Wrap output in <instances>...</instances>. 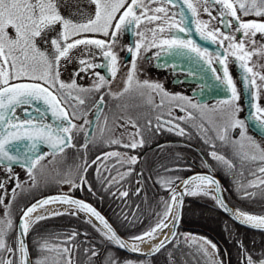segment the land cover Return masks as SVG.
Masks as SVG:
<instances>
[{
    "label": "snow or ice",
    "instance_id": "1",
    "mask_svg": "<svg viewBox=\"0 0 264 264\" xmlns=\"http://www.w3.org/2000/svg\"><path fill=\"white\" fill-rule=\"evenodd\" d=\"M90 4L95 5V13L86 22H74L69 18H65L57 7L56 0H0V161L7 162L9 164L19 163L22 167H26V170L30 177H33V169L44 158V154L37 155L38 146L43 144L50 148L51 154L54 156L57 152H63L65 147H72V133L73 130H82L78 125L74 124L73 119L79 118L76 116V104H84L85 101L78 94L80 92H91L93 90L99 91L107 81L103 76H99V83H94L93 88L85 89L78 87L75 80L71 83H65L60 79V61L61 59H68L69 53L72 49H75L79 45L94 46L103 53V57L106 61H109V71L113 78L117 72V55L112 51V44L117 40V37L126 31H131L134 28H139L144 20L149 23L156 21H163L162 24L157 25L154 28L149 29L152 32L151 41L145 45L143 42L144 33L134 32V35H139L141 40L136 42L134 47L129 46L128 52L132 57V66L127 73V77L124 81V87L119 95H123L131 90L133 82L135 80V74L137 69V58L141 54V49L148 51L151 48H156L159 51L156 52L155 57L159 59L162 55L173 58H186L197 64L202 62L212 72L214 79L225 87L227 91L231 93V96L227 99L219 101L222 105L228 106L227 120L217 129V138L221 141H227L229 139L228 132L230 129H240V140H233L232 143L239 148V155L242 160H259L264 162V148H261L251 137L246 135L245 120L238 119L237 114L241 111V108L235 103L240 99L237 92V88L230 76L227 68L228 57H235V60L239 62V67L247 74L244 77L245 88L264 87V84H257L256 77L259 76V80L264 82V74H258L253 71L252 67L248 66V58L254 53L246 51L244 39H240L236 42V37L222 32L219 28L209 29V22L196 20L198 16V6L203 5V10L210 17L212 13L210 7L212 5L220 6L221 21L227 16H231L236 21L235 31L242 33L243 37L255 36L257 32L264 33V22L258 21H242L240 16L237 15V6L243 15L247 16L254 14L257 17H264V0H89ZM150 4H157L159 6L150 8ZM171 5L173 9L180 7L181 5L187 9V11L194 18L192 23L195 26L196 32L200 35L202 40H210L212 43H217L218 37H222L219 40L220 45H224V41H228L225 52L223 54L216 53L215 60L223 66V76L218 75V70L213 67L212 53H209L207 49L201 48L192 39L180 38L176 33H184L185 36L189 35L190 28L188 27V21L185 17V12L171 11L167 7ZM119 13V15H117ZM149 13H152L151 15ZM215 19L216 17H212ZM60 26V31L56 37L51 38L50 43L52 47L53 56L41 50L37 44V38H40L46 30H52L56 25ZM164 25H167L165 27ZM227 26H231L230 24ZM11 28L15 35H10L8 29ZM168 32L166 37L158 36L157 32L163 34ZM84 33H98L104 37H109L108 41L101 39H89L83 38ZM82 37L79 39H72L73 37ZM63 41V44L61 43ZM71 41V42H69ZM254 43V41H252ZM228 49L233 51L229 52ZM90 51V50H89ZM95 55V54H92ZM80 68L79 72H87L89 69L101 67V65L94 64L85 58L79 60ZM165 64L164 67H168ZM173 70L177 67L175 63L170 65ZM202 71V69H201ZM79 72L74 75H79ZM187 74L192 77H197L198 73L194 68H189ZM251 77V79H249ZM30 80L32 83H13V81ZM39 81V83H37ZM137 88L149 89L155 91L162 98L166 97L169 101H183L185 104L177 103L176 106L181 111H186L187 108H192L197 111H201L207 106L198 103H192V101L179 93L171 94L164 90L163 85L160 83L138 80L135 81ZM69 90V91H65ZM252 99H257V92H253ZM75 101L76 104H73ZM69 104L72 108V117L69 116L68 108L63 104ZM100 103H103V97L100 98ZM163 99L161 105L163 106ZM43 104L44 108L34 107V105ZM23 106L32 108V111H25V119H21L17 113V109ZM255 112L250 114V118L253 119L258 125L264 129V108L258 106V104L251 105ZM215 110V109H213ZM50 114L52 123L46 122V117ZM171 115V111L169 112ZM203 111H201V117L203 118ZM193 115L188 114V119H192ZM184 119V117H180ZM59 123H56V122ZM157 129L164 125L159 123L160 117H157ZM87 124L88 121L86 120ZM151 123V122H149ZM170 123V122H169ZM211 123V121H210ZM133 127H137L133 123ZM178 128L177 125H172L169 131ZM177 135H184V129L178 128ZM136 135H139V129H137ZM248 141V147L255 150L256 154H250L244 151L245 144L243 141ZM26 142L28 152L20 154L19 145ZM208 142L207 140L205 141ZM110 143H120L118 140H112ZM144 140L141 137L139 141L133 140L129 145L125 147H131L135 149L138 145L143 146ZM13 148L16 149L17 154H13ZM28 153H31L29 155ZM108 156H116L117 153H109ZM211 157L226 165L229 169L233 167V164L227 160L223 155H218L215 151L210 153ZM129 160L132 163H136L137 157L131 156ZM11 171V168L8 169ZM87 168H85V172ZM258 172L264 174V166L257 169ZM254 174V173H253ZM259 185H264V177L258 178ZM194 181H200L205 186L212 185L216 192L220 191L219 184L209 176H196L190 179L182 181L184 185V191L190 195H196L198 192L208 195L209 193L205 188H197L196 190H190L188 186ZM172 190L171 201L172 203L165 202V211L162 214L159 222L152 227L149 231L142 235L131 237L132 241L147 242V238L155 239L156 233L163 232L169 225L166 223L168 218L172 215V207L175 204L177 207L180 205L178 201V195L175 189L172 187L174 180L169 178L167 180L158 181ZM75 188L77 185L73 181H68ZM81 183L86 181L81 178ZM255 181L250 182V186H259ZM19 187V185H17ZM3 184H0V188ZM89 190H91L89 188ZM14 191V190H13ZM121 196H127V192H121ZM245 195H251L245 193ZM216 202L225 211H228L223 201L219 196L215 197ZM50 202L65 203L75 206L77 211H84L94 216L99 220L106 231L101 232L105 239L115 243L120 248L128 249L131 251H139V244L132 243L126 244L121 240L116 233L109 226L104 217L96 212L87 203L76 199H70L68 197H51L42 201H38L28 207L21 217L19 229L20 237L26 236L30 227L45 218V215H40L34 219H30L31 214L38 208H43ZM0 204H3V199L0 198ZM63 213L54 212L52 215H61ZM69 214L75 215L76 212H70ZM5 219H0V252L8 251L13 252L14 249L8 247L5 242V236L8 231L13 228V222L8 218L7 212L4 214ZM240 220L241 223L249 224L251 227L264 228V216H256L249 213L237 210L235 217ZM179 214L172 217V228L175 229L179 222ZM100 231V229H97ZM173 238L176 233L173 231ZM203 239L204 244L211 246L213 251L216 250V245L211 244L206 238ZM169 241V238L165 236V239L160 244L155 245L152 249V253L158 252ZM39 250L55 251L58 258L49 260L48 257L37 259L35 264H60L63 259V254L70 252L68 247H64L62 250L59 245H51L47 239L43 242H38ZM242 246V245H241ZM20 254L19 264H29L28 249L25 241L18 239V247L15 249ZM96 253L93 252V255ZM208 253L205 251V255ZM0 264H14L11 260L0 259ZM67 264H72V260L68 259ZM125 264H131V262H125ZM247 264H256L248 256ZM258 264H264V259L260 260Z\"/></svg>",
    "mask_w": 264,
    "mask_h": 264
},
{
    "label": "flooded vegetation",
    "instance_id": "2",
    "mask_svg": "<svg viewBox=\"0 0 264 264\" xmlns=\"http://www.w3.org/2000/svg\"><path fill=\"white\" fill-rule=\"evenodd\" d=\"M179 3V0H177ZM157 4H150V8L157 7ZM171 11H181L185 12V17L188 21V27L190 28V32L188 36H185L184 33H176L180 38L183 39H192L197 45L201 48L207 49L209 53H212V62L213 67L218 70V75L223 76V66H221L215 60V54L220 53L223 54L225 52L226 45L228 41H224V45L219 44V40L222 37H218L217 43H212L210 40H202L200 35L196 32L195 26L193 25V17L187 11V9H183V7H178L173 9L171 5L167 6ZM220 6L212 5L210 7V11L212 13V17H216L213 19L203 10V5L198 6V16L195 17L196 20L209 22V29L219 28L222 32L227 33L229 35L236 37V42H239L240 39H244L245 49L246 51L253 52L254 54L248 58V66L253 68V71L256 72V69L253 65H251V58L258 59V54L256 50H259L263 53V56L259 58L264 62V33L257 32L255 36L243 37L242 33H238L235 31L236 21L231 16H225L223 21H221L220 17ZM150 15L152 13H149ZM119 15V13L117 14ZM237 15L240 16L242 21H258L264 22V17H257L254 14L243 15L242 12L239 11L237 6ZM163 21H156L154 23H149L147 20H144L143 23L139 26V28H134L131 31H126L120 36L117 37V40L114 44H112V51L117 55V69L120 70L122 68V63L119 62L120 59H123V63L127 64L132 61V57L128 52V47H134L135 43L141 40L139 35H134V32H143L144 38L143 42L147 45L152 39V32L149 29L156 27L157 25L162 24ZM231 25L230 27L227 25ZM167 27V25H164ZM158 36L166 37L169 33L166 31L161 34L157 32ZM102 40L108 41L109 37H104ZM254 41V43L252 42ZM90 50V51H89ZM159 51L156 48H151L148 51H145L143 48L141 49V54L137 58L136 64L137 69L142 71L147 81L160 83L163 85L165 91L171 94L179 93L183 96L188 97L192 103H198L201 105L207 106L202 109L204 115L201 117V111H197L192 108H187L186 111H181L179 107L176 106L177 103L185 104L183 101H169L168 98H162L155 91H150L149 89L138 90L137 97V116L136 118V130L139 129V140L141 137L144 140L143 146H137L135 149L131 147L123 146H112L114 148L115 153L121 155V151L123 153H129L135 157L137 160L150 155L152 157V163L154 167V171L159 174L160 172H166L164 168L170 172H177L175 179H181L186 175L192 172H207L211 176L216 177L221 184L222 190L224 191V195H226V191L224 188V183L221 179V176L218 174L217 166L218 161L214 160L210 153L215 151L218 155L219 153L217 146L213 143L212 139H215L217 134L213 131V126L208 123L207 115L210 108L214 106L219 107H227V105H222L219 101L227 99L231 96V93L225 89V87L219 84L213 77L212 72L208 69L206 65H203L202 62L197 64L192 63L191 60L186 58H173L162 55L159 59H156L155 54ZM229 52L233 51L232 49H228ZM95 54V55H92ZM81 58H85L90 60V62L94 64L101 65V67L89 69L87 72H79L80 64L79 60ZM259 59L257 61H259ZM103 57V53L100 49L95 48L94 46H86L80 45L78 52L75 55V59L72 62V75L74 73L79 72V75H74L73 80L76 81L78 87L90 89L93 88L94 83L99 79V76H103L105 80H109L112 75L109 71V61H107ZM172 63H175L177 67L175 70L170 66ZM260 63V62H259ZM165 64H168V67H164ZM189 68H194L198 76L192 77L187 74ZM227 68L230 76L233 79V82L237 88V92L240 96V99L235 103L241 108V111L237 114L238 119L245 120L246 116V102H245V93L243 90V85L241 83V73L239 62L235 60V57L229 56ZM202 69V71H201ZM117 70V71H118ZM137 70V71H138ZM242 70V69H241ZM99 74L96 75V74ZM107 74V77H106ZM251 79V77H249ZM25 81V80H20ZM17 82V81H13ZM39 82V81H37ZM264 84V83H262ZM69 91V90H65ZM108 86L103 85L100 87L99 91H91V92H80L74 93V95H79L84 99L85 103L80 105L76 104L75 101H72L73 104H76V116L79 118L73 119V123L78 125L82 130H73L72 136V147H67V149L80 150L81 148L85 149L83 145L86 146L87 154H96V155H104L107 151V148H103L102 150H96L94 148H88L91 144V139L94 134L95 129L99 125L100 121L104 119L105 115L114 110L116 107H120V105H115L116 103L124 104V97L120 98L122 95H118V99L115 97H111L108 93ZM257 92V99H252V93ZM103 97V103H100V98ZM214 97V98H208ZM163 99V106L161 105V100ZM250 99L251 105L258 104L259 107L264 108V87H260L259 90L256 88L250 87ZM66 108H68L69 116L72 117V108L69 104H63ZM101 107L100 114L95 123V127L89 138H86V134L89 128V124L92 120V117L96 110ZM25 111H32V108L27 106H23L17 109V113L21 119H25ZM171 111V115L169 112ZM252 113L255 112V109L251 106ZM191 113L193 115L192 119H188V114ZM160 117L159 123L164 126L157 129L156 125L158 123L157 117ZM180 117H184V119H180ZM88 121L86 129L83 130L82 124L85 121ZM47 123H52V118L46 117ZM151 122V123H149ZM170 122V123H169ZM56 123H59L58 121ZM246 124V134L252 138L258 139L264 142V138L260 137L252 130L248 128L247 122ZM172 125H177L178 128L184 129V135H177L178 128L169 131L168 129L172 127ZM240 129H234L232 131L233 136L236 137L239 135ZM208 141L207 143L205 141ZM228 150V149H227ZM236 151V149H235ZM193 152V155L191 154ZM60 153V152H58ZM238 153V152H237ZM237 153L234 156H237ZM44 154H50L48 151H44ZM166 162L171 163L174 162L171 167L161 166L159 163ZM214 164V165H213ZM160 166V167H159ZM3 169L8 170L9 167L0 165ZM94 168V166H93ZM12 169V168H11ZM141 178V177H140ZM175 180V181H176ZM92 202L91 200H89ZM93 203V202H92ZM94 204V203H93ZM246 229V228H244ZM248 230V229H247ZM178 234L176 238L180 235V233H193L200 234L211 244L216 245V256L217 260L208 261L206 258L200 262V264H247V258L250 256L248 252H243L240 248H233V251H229L227 246H224L218 239L214 238L212 234L206 230H202L196 227L184 226L179 228ZM175 238V239H176ZM174 239V240H175ZM252 258V257H251ZM252 260L256 262L253 258ZM143 261V260H142ZM139 261V262H142ZM92 263V262H90ZM149 260H146L145 264H150Z\"/></svg>",
    "mask_w": 264,
    "mask_h": 264
},
{
    "label": "trees",
    "instance_id": "3",
    "mask_svg": "<svg viewBox=\"0 0 264 264\" xmlns=\"http://www.w3.org/2000/svg\"><path fill=\"white\" fill-rule=\"evenodd\" d=\"M98 143L89 145L88 148L96 150L105 148V144ZM68 150L70 149L59 155ZM123 152L120 153L122 156L83 153L79 166L87 164L88 171L91 167L93 173H91V177H88L91 190L83 197L91 200L116 230L130 239L149 231L159 222L165 211V202L172 203V190L165 189L158 181L171 178L175 182L176 177L174 176L177 175V172H171L173 170L168 172L164 168L166 172L157 174L154 171L150 155L132 163L129 157L133 155ZM221 154L233 164L231 169L221 162L215 166L224 183L227 201L243 212L264 215V185L247 191L251 194L249 197L263 200L262 206L257 209L255 206L244 203L239 192L236 191L240 188L236 186H241L242 183L248 182L253 177L260 176L261 173L257 169L264 163L236 160L229 150H223ZM173 163L162 162L159 164L169 167ZM117 178L118 181L114 182L113 180ZM31 191L33 193L35 189L32 188ZM58 191L56 186L48 187L29 197L19 194L11 201L9 218L12 220L14 228L8 231L5 242L14 251L11 253L0 252V259L11 260L14 264H19V252L15 251L18 247L16 223L23 209L38 197ZM121 192H127L128 195L121 196ZM46 217L34 223L28 232V248L32 264H35L37 259L44 257H48L49 260L58 258L55 251L41 252L39 250L38 242L42 243L45 239L51 245H59L61 250L64 247L70 249L69 253L63 254L60 264H67L68 259L72 260V264H125L128 261L136 263L143 260L120 252L113 242L105 239L101 234L102 230L98 231L99 228L88 218L69 213ZM182 224L210 232L214 238L227 246L229 251H233L236 244L243 252H248L255 261L264 259V232L247 230L233 224L221 213L214 198L210 195L198 193L186 196L182 210ZM181 239V235H179L155 257L149 258L150 264H200L205 257L199 245L183 242ZM93 252L96 254L93 255Z\"/></svg>",
    "mask_w": 264,
    "mask_h": 264
},
{
    "label": "rangeland",
    "instance_id": "4",
    "mask_svg": "<svg viewBox=\"0 0 264 264\" xmlns=\"http://www.w3.org/2000/svg\"><path fill=\"white\" fill-rule=\"evenodd\" d=\"M57 7L59 8L60 13L65 17L69 18L74 22H86L90 17H92L95 13V5L90 4L89 0H56ZM60 31V26L57 24L54 29L52 30H46L40 38H37L36 44L41 49L46 51L50 57L53 56L52 47L50 40L53 37L57 36V33ZM8 32L10 35H15L14 31L9 28ZM83 38H89V39H103L104 36L98 33H84L82 34ZM82 38L80 36L73 37L72 39H79ZM71 42V41H69ZM63 44V41H61ZM80 45L77 46L75 49H72L69 53L68 59H61L60 61V79L64 81L65 83H71L73 81L74 75H72V62L75 59V55L78 52ZM256 53L259 57L258 59L263 56V53L259 50H256ZM253 59L251 58V65L254 66L256 69V73L258 74H264V62L259 59ZM122 64V68L116 72L115 78L111 77L109 80H106L107 83L104 85L108 86V94L111 95V97H115V99H118L119 93L122 92L124 87V81L127 77V73L129 69L132 66V61L125 64L123 63V59H120ZM260 62V63H259ZM136 69L135 74V80L133 82V86L131 90L127 93H124L120 98L124 97V104L116 103L115 105H120V107L114 108V110H111L108 112L104 119H102L97 126V128L94 131V134L91 139V144L102 142L105 144V147L107 148V151L105 152V156H108L109 153H115V149L112 148V146H123V145H129L133 140L139 141L138 135H136L137 130L136 127H133V123L136 125V118L137 116V95L138 90H141V88H137L135 81L138 80L140 82H143L148 78L142 71ZM27 80V79H24ZM257 84H262L264 82L259 80V76L256 77ZM99 83V79L96 81ZM215 109V110H213ZM227 107H219L214 106L213 108H210L207 120L210 125L213 126V131L217 134V129H219L227 120ZM211 121V123H210ZM83 130L86 129L87 124L84 122L82 124ZM232 129L228 132L229 139L225 141H221L217 138L212 139L215 146H217L219 153L224 151L231 152L233 155V158L241 159V156L239 153L238 146L233 145V140H240V136H233ZM247 135V134H246ZM250 137L249 135H247ZM252 138V137H251ZM257 144L260 145L261 148H264V142L260 141L258 139L252 138ZM112 140H118L120 143H110ZM245 144L244 151L249 152L250 154H256L254 149L249 148L248 141H243ZM86 146L83 145V148L80 150H74L70 149L66 151L62 155H54L51 156L49 154H44V158L39 161V163L36 165V167L32 170L33 171V177H30L27 170L23 167H16L11 169V171L3 169L0 167V184H3V187L0 188V198L3 199V204H0V219H5L4 214L7 212L8 218H9V205L11 201L19 194L24 195L25 197H29L33 193H38L40 191L46 190L48 187L56 186L59 190V193H68V194H81L84 195L85 193L89 192V182L88 177H91L92 168L85 164L84 166H79V161L81 160V154L83 152H86ZM228 149V150H227ZM236 149V151H235ZM238 152V153H237ZM237 153V156H234V154ZM193 155V152L191 153ZM222 155V154H220ZM250 160V159H249ZM249 160H243V161H249ZM131 162V161H130ZM257 164L261 163V161L256 160L254 161ZM264 163V162H262ZM264 166V165H263ZM171 167V165H169ZM85 168H87V171L85 172ZM93 174V173H92ZM264 177V174H261L260 176H255L252 179L248 180V182H244L241 184V186L236 191L239 192V195L241 196V200H243L244 203L249 204L251 206H255L256 209L262 206V199H255L253 197H249V195H245V193H248L249 189H253L254 187L250 186V182L255 181L259 185V179ZM81 178H83L86 183H81ZM68 181H73L77 185L75 188L72 187V184L68 183ZM118 181L117 179L113 180ZM19 185V187L17 186ZM162 185V184H161ZM178 182H174L173 188H177ZM165 189H168L167 187L163 186ZM34 188L35 191L32 193L31 189ZM14 190V191H13ZM226 191V190H225ZM210 195L214 198V194L212 191H207ZM198 193H203L198 192ZM226 193V192H225ZM188 194V193H187ZM263 209V208H262ZM76 212L75 215H78L80 217H85L80 212ZM169 220V218H168ZM167 220V221H168ZM2 227V226H0ZM14 228V225H13ZM13 228L11 230H13ZM15 231V230H14ZM181 241L183 242H189V243H197L201 250L203 251V256L208 260H217L216 256V250L213 251L210 245L204 244L203 239L204 238L200 234H193V233H186L182 232L181 234ZM205 251L208 253L205 255ZM262 260V259H260ZM259 260V261H260ZM129 262V261H128ZM146 260H143L142 262H131V264H145ZM258 264V263H257Z\"/></svg>",
    "mask_w": 264,
    "mask_h": 264
},
{
    "label": "water",
    "instance_id": "5",
    "mask_svg": "<svg viewBox=\"0 0 264 264\" xmlns=\"http://www.w3.org/2000/svg\"><path fill=\"white\" fill-rule=\"evenodd\" d=\"M182 6V5H181ZM183 7V6H182ZM184 8V7H183ZM240 73H241V83L243 85V90H244V93H245V102H246V121H247V124H248V127L253 131L255 132L257 135L261 136L264 138V129H262L258 123H256L253 119L250 118V114L252 113L251 111V99H250V87L249 88H245V85H244V77L247 75L243 70L240 69ZM17 83H32V82H17ZM208 98H214V97H208ZM34 107H40L41 109L44 108V105L43 104H40V105H34ZM99 108L98 110L96 111V113L94 114V117L92 118L91 120V123H90V126H89V129H88V132L86 134V138H88L94 128V125H95V122L97 120V117L99 115ZM50 116V114H49ZM47 149L49 150L50 152L52 151L50 148H48L46 145H39L38 146V149H37V152L36 154L37 155H40L44 152V150ZM19 150H20V154L23 155V153L25 152H28V149L26 147V142L22 143L19 145ZM13 154H17L16 152V149L13 148ZM29 155H31V153H28ZM0 164L1 165H5V166H9L11 168H14V167H17V166H21L19 163H16V164H9L7 162H4V161H0ZM22 167V166H21ZM26 168V167H24ZM196 176H209L211 177L214 181H216L218 184H219V187H220V191L219 192H216L215 188L213 189L214 193H215V197L216 196H219V198L223 201L224 205L227 207L228 211H225L223 208L220 207V205L217 203V206L218 208L220 209L221 213L226 216L230 221H232L234 224L236 225H239L241 227H244L246 229H249V230H253V231H259V232H264V228H260V227H251L249 226V224H246V223H241L240 220L238 218H234L235 217V208L232 207L228 201L225 199L224 197V194H223V191H222V187L220 185V181L216 178V177H213L211 176L209 173L207 172H192L190 174H188L187 176H185L178 184L177 186V189H176V193L179 194V193H182L183 192V195H178L177 199L178 201H180V205L179 207H177L175 204H173V207H172V212L173 210H175L174 212V216L179 214V222L177 224V227L175 229H173L171 227V231L168 235V238H169V241L170 242H167L165 244V246H167L169 243H171V241L175 238H173V231H175V233L177 234L178 232V228L181 227V218H182V209H183V205H184V201H185V198H186V195L188 192H185L184 191V185L182 183L183 180L185 179H190L192 177H196ZM60 196H64V197H68L70 199H76V200H79V201H82L84 203H87L90 207H92L96 212H98L102 217H104L105 221H107V223L109 224V226L112 228V230L116 233V235L121 239L123 240L125 243H126V238H124L116 229L115 227L110 223V221L106 218V216L95 206L93 205L90 201L88 200H85L83 199L82 197H79L77 195H72V194H68V193H51V194H48V195H44L42 197H39L37 198L36 200H34L33 202H31L24 210L23 212L28 208L30 207L32 204H35L37 203L38 201H42V200H45V199H48V198H51V197H60ZM23 212L22 214L20 215L18 221H17V224H16V233H17V239H20L22 238L25 243H26V246H27V249H28V238H27V235L26 236H23V237H20V229H19V224H20V220H21V217L23 216ZM99 227V226H98ZM102 231H106L105 229L99 227ZM176 236V235H175ZM164 240V239H163ZM127 244V243H126ZM160 244V243H158ZM114 245L117 247L118 250H120L121 252L123 253H126V254H129L131 256H134V257H139V258H149V257H153L155 256L158 252H155L154 254L152 253V250L151 251H131V250H128V249H124V248H120L119 246H117L115 243ZM164 246V247H165ZM163 247V248H164ZM19 257H20V254H19ZM21 259V257H20ZM28 259H29V264H32V260H31V256H30V253H29V249H28Z\"/></svg>",
    "mask_w": 264,
    "mask_h": 264
},
{
    "label": "bare ground",
    "instance_id": "6",
    "mask_svg": "<svg viewBox=\"0 0 264 264\" xmlns=\"http://www.w3.org/2000/svg\"><path fill=\"white\" fill-rule=\"evenodd\" d=\"M205 188L207 191H212L214 187L212 185H207L205 186L202 182L200 181H194L192 184L188 186L190 190H196L197 188ZM77 211L75 206L65 204V203H59V202H50L49 204L45 205L43 208H38L35 212L31 214L30 219H34L37 216L40 215H45V216H50L54 212H60V213H69V212H74ZM173 210L172 215L170 216L169 220L166 221L168 223V227L163 230V232H157L155 235V239L152 238H147V242H140V241H132L129 239H126V243L131 245L132 243H137L139 244V251H151L155 245H158L163 239H165V236L168 237L171 227H172V217H174V212ZM237 209H235V212ZM80 212L82 215H84L87 218H90L97 226L103 228L101 222L97 220L94 216H91L87 212L84 211H77Z\"/></svg>",
    "mask_w": 264,
    "mask_h": 264
}]
</instances>
